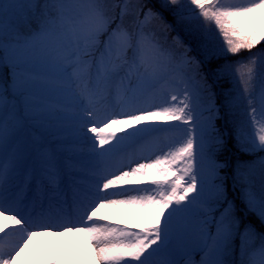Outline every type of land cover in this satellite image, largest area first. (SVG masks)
<instances>
[{"label": "snow or ice", "instance_id": "obj_1", "mask_svg": "<svg viewBox=\"0 0 264 264\" xmlns=\"http://www.w3.org/2000/svg\"><path fill=\"white\" fill-rule=\"evenodd\" d=\"M262 44L264 0H0V264H264V155L219 158L264 153Z\"/></svg>", "mask_w": 264, "mask_h": 264}, {"label": "rangeland", "instance_id": "obj_2", "mask_svg": "<svg viewBox=\"0 0 264 264\" xmlns=\"http://www.w3.org/2000/svg\"><path fill=\"white\" fill-rule=\"evenodd\" d=\"M106 218L111 220L121 219L112 217L108 213ZM0 225H3L5 229L11 227V225H9V222L3 218H0ZM37 244V247H35L34 249L31 246L25 249V252L22 253L21 256L18 258L19 264H49V261L53 259V256L56 257L57 255H60L62 253L65 254V261L67 262V264H72V260L75 256V253H69L71 250L65 248V245L67 244V238H65L64 242H62L59 246L53 248V251L47 256L44 255V250L47 247L53 246L54 239L52 237L43 236L42 238V236H40L38 238ZM198 258L199 257H197V259Z\"/></svg>", "mask_w": 264, "mask_h": 264}, {"label": "trees", "instance_id": "obj_3", "mask_svg": "<svg viewBox=\"0 0 264 264\" xmlns=\"http://www.w3.org/2000/svg\"><path fill=\"white\" fill-rule=\"evenodd\" d=\"M151 2L155 3V0H151ZM262 48H264V44L262 45H257L256 48L253 49V52H258L260 51ZM243 56H248L249 53L248 52H243L242 53ZM233 59H238V57H233ZM257 92H258V87H257ZM217 126L218 127H223V121L222 120H218L217 121ZM234 139L232 141H230L229 143V147L232 148V145L234 144ZM261 155H264V153H257L255 155H243V154H240V153H237L235 151L234 148H232V151L230 153H227L221 157H219L220 159H229L230 160V164H231V167H235V163H236V160H237V157H239L240 160H243V161H253V160H257V157L261 156ZM256 223V226L257 228H259V223L258 221L255 222ZM255 244H258V241H255L254 242ZM239 246H240V240L239 238L236 240V250H235V253H234V256L233 258L235 260H239Z\"/></svg>", "mask_w": 264, "mask_h": 264}, {"label": "bare ground", "instance_id": "obj_4", "mask_svg": "<svg viewBox=\"0 0 264 264\" xmlns=\"http://www.w3.org/2000/svg\"><path fill=\"white\" fill-rule=\"evenodd\" d=\"M97 216H105V218L107 217V212H105L104 210H101V211H99L98 213H97ZM6 220V219H5ZM8 222H9V225H11V220H7ZM106 221H111V219H107L106 218ZM40 237V236H39ZM39 237H35L33 240H32V242L30 243V245L29 246H31V247H33V249L35 248V247H37V242H38V238ZM42 238H43V236H42ZM71 250V249H70ZM69 252V251H68ZM69 253H75V256H74V258H73V260H72V264H77V261L80 259V254H79V252L78 251H74V250H71ZM53 258H54V256H53Z\"/></svg>", "mask_w": 264, "mask_h": 264}]
</instances>
